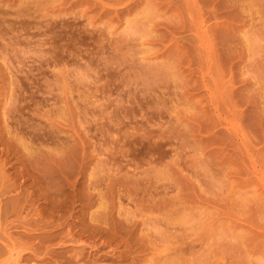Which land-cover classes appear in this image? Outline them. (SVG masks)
<instances>
[{"label":"rangeland","instance_id":"obj_1","mask_svg":"<svg viewBox=\"0 0 264 264\" xmlns=\"http://www.w3.org/2000/svg\"><path fill=\"white\" fill-rule=\"evenodd\" d=\"M0 264H264V0H0Z\"/></svg>","mask_w":264,"mask_h":264}]
</instances>
